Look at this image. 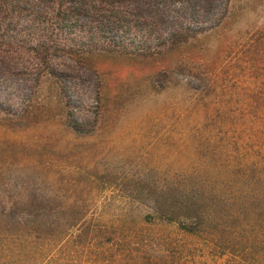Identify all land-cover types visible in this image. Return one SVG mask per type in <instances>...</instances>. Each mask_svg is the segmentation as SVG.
Segmentation results:
<instances>
[{
  "label": "rangeland",
  "instance_id": "374dc122",
  "mask_svg": "<svg viewBox=\"0 0 264 264\" xmlns=\"http://www.w3.org/2000/svg\"><path fill=\"white\" fill-rule=\"evenodd\" d=\"M45 1L47 11L0 14V173L88 193L93 221L121 239L111 250L122 260L108 264H165L177 246L197 264H224L174 225L146 222L132 191L145 175L183 171L207 142L203 113L224 104L199 95L206 75L238 106L232 66L264 59V0H84L78 16Z\"/></svg>",
  "mask_w": 264,
  "mask_h": 264
},
{
  "label": "trees",
  "instance_id": "16d2710c",
  "mask_svg": "<svg viewBox=\"0 0 264 264\" xmlns=\"http://www.w3.org/2000/svg\"><path fill=\"white\" fill-rule=\"evenodd\" d=\"M37 1L31 5L28 0H0V14L49 10L45 0ZM48 1L57 2V10L66 6L70 15L86 10L84 0ZM69 20L64 22L69 24ZM236 60L232 68L239 71L238 106L229 105L232 93L227 82L220 84L218 94L216 74L206 75L207 84L199 95L209 97V103L221 97L224 104L203 113L207 142L193 145L186 169L160 173L157 178L140 177L137 185L143 187L132 193L149 211L146 222L157 219L174 225L179 233L215 249L224 264H264V59ZM248 69H253L250 75ZM95 85L99 87L98 80ZM95 100L96 119L98 92ZM74 128L86 134L81 125ZM47 178H13L0 173V264H108L109 257L122 260L123 252L114 255L111 250L121 242L114 236L117 229L93 221L84 203L83 194L88 193L47 188ZM17 180L23 185L15 186ZM177 247L171 255L175 259H167L169 264H197L188 252L180 253L182 246ZM196 250L199 248L194 246L189 252Z\"/></svg>",
  "mask_w": 264,
  "mask_h": 264
}]
</instances>
